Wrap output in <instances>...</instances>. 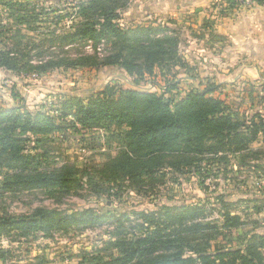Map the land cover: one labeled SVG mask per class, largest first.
<instances>
[{
  "label": "trees",
  "instance_id": "obj_1",
  "mask_svg": "<svg viewBox=\"0 0 264 264\" xmlns=\"http://www.w3.org/2000/svg\"><path fill=\"white\" fill-rule=\"evenodd\" d=\"M130 1H78L76 21L71 29L59 31L44 27L39 31L40 25H35L32 29L35 37H27V51H22L19 44L0 47V69L39 73L60 67L119 66L140 78L145 73L151 74L155 66L165 64L190 69L180 54L179 33L169 24L130 22L122 26L121 15ZM222 2L229 9H236L240 4L235 0ZM254 3L264 5V0H254ZM1 7L3 13L19 24H38L44 19L38 18L45 9H37L26 0H2ZM8 29L0 20V35ZM86 39L93 43L103 40L106 44L103 52L77 50V54L70 55L65 49L62 53L50 50L55 46L61 49L74 43L80 45ZM34 50L41 59L32 64ZM46 53L50 57L45 58ZM220 86L211 83L202 89H190L179 97L171 93L175 83L168 84L161 93L123 89L115 84H107L86 98L59 93L57 110L64 121L61 123L56 121L58 116L44 110H31L25 105L0 106V190L17 193L38 189L51 195L88 190L110 200L112 194L97 189L89 173L68 164L52 169L39 167L45 153L25 151L26 144H30L31 150H44L46 136L61 131L65 122L76 129L112 126L119 129L116 136L123 147L106 164L104 172L109 180L125 179L139 193L156 176L164 175L167 167L201 174L204 157L227 162L233 156L239 158L240 164L258 159L260 152L252 144L260 136L264 141V81L257 85L251 83L247 89L249 98L255 100L247 109L261 105L253 114L242 109L243 103L233 106L219 95H213ZM205 212L203 206L191 204L141 212L135 222L126 215L119 216L117 226L111 231L112 239L93 252L83 251L77 264H264V233L241 246L222 245L233 233L241 235L244 225L241 216L223 208L218 212L220 221H208L204 219ZM111 217L94 207L76 213L40 207L29 214L4 213L0 214V238L31 241L37 234L67 232ZM125 221L129 222L127 227ZM8 253L7 249L0 248V260L5 262Z\"/></svg>",
  "mask_w": 264,
  "mask_h": 264
},
{
  "label": "rangeland",
  "instance_id": "obj_2",
  "mask_svg": "<svg viewBox=\"0 0 264 264\" xmlns=\"http://www.w3.org/2000/svg\"><path fill=\"white\" fill-rule=\"evenodd\" d=\"M1 1L0 20L9 29L5 34L0 35L2 39L0 47L3 45L16 47L19 44L18 47L22 51H27L29 49L27 37H35L32 32L35 25L37 27L40 25L39 31L44 30V27L56 28L59 31L71 29L76 21V3L80 0H26L36 5L37 9L42 7L45 9V13L40 14L38 18L39 20L44 18L42 21L38 24L26 25L17 23L3 13ZM225 5L223 3L224 7ZM253 5L257 4L253 3L250 6ZM216 6H222V4ZM57 16H60V19ZM121 16L120 23L124 27L127 23L124 16ZM250 22L251 24L253 22L251 18ZM148 23L155 25L167 23L177 30L182 43H180V54L184 58V48H182L184 35L180 30L181 26L168 19ZM256 30L251 32V36L256 33V41H262L260 35H263L264 29L258 26ZM13 35L10 41L8 38ZM105 46L103 40L93 43L86 39L80 45L74 43L61 49L55 46L50 50L55 53L66 50L68 54L73 55L78 53L77 50L82 53H91L94 50L103 52ZM36 51L31 52L32 64L38 63L41 59L37 54L35 55ZM247 53L248 51L240 52L242 57L238 59L239 63L231 67V73H227L226 76L229 75V77L221 78L224 82H219L220 80L210 76H200L199 70L194 65L190 69L172 64L155 66L151 74L145 73L142 78L127 73L119 66L60 67L39 73L25 69L19 73L0 69V106L11 108L25 105L31 110H44L50 115L58 116L56 121L61 123L64 121L59 118V110H57L59 93L86 98L107 84H115L123 89H142L161 93L168 84L175 83L171 93L179 97L190 89H202L211 83H217L221 86L213 95H219L233 106L243 103L244 110L249 104L255 103V100L247 95L249 85L251 83L257 85L264 81V47H257L258 56L254 60L251 58V62L247 58L249 56ZM48 54L46 53L45 58L50 57ZM254 63L256 72L251 69L252 74H247L243 70L244 66ZM220 68L223 69V67ZM208 72L211 71L208 70ZM188 77L194 79L189 80ZM253 94L255 95V92ZM260 108L259 104L247 109V113L253 114ZM63 126L61 131H55L46 136L44 150H31L30 144H26L25 151L45 153V157L40 158L39 167L52 169L68 164L89 173L96 181L97 189L112 194L110 200L106 201L104 197L100 198L88 190L71 192L68 195L58 193L51 195L38 189L17 193H3L0 190V214H29L38 207L57 208L63 212L76 213L84 208L94 207L100 209L107 217L110 215L112 217L92 226L73 227L67 232H50L46 236L37 234V238L31 241L24 238H16L13 241L9 239L10 237L0 238V248H5L9 252L7 260L5 262L0 260V264H77L83 251L93 252L104 247L105 242L112 239L111 231H114L117 226L116 220L119 216L126 215L130 221L135 222L141 212H158L161 207L175 208L191 204L203 206L206 209L204 219L208 221H220L218 212L223 208L232 214H239L244 222L240 229L241 235L238 237V233H233L231 237L226 238L229 242L222 245L241 246L253 236L264 233V141L262 136L252 144V148L260 152L258 159H248L244 162L245 164H240L239 158L233 156H229L227 162L204 157L201 162L204 171L201 170V174L188 170L178 172L167 167L164 175L156 176L155 181L145 184L142 187V193H139L133 184L124 182L125 179L112 181L106 178L107 173L104 172L106 164L117 157L123 147L116 136L119 129L113 126L89 130L76 129L66 122ZM128 225L129 222L125 221L124 226Z\"/></svg>",
  "mask_w": 264,
  "mask_h": 264
},
{
  "label": "crops",
  "instance_id": "obj_3",
  "mask_svg": "<svg viewBox=\"0 0 264 264\" xmlns=\"http://www.w3.org/2000/svg\"><path fill=\"white\" fill-rule=\"evenodd\" d=\"M217 4L223 6L222 0H131L122 15L126 23L175 21L184 35L182 48L189 67L196 66L200 76L224 82L221 78L229 77L227 73L242 57L240 52L248 51L251 62L258 56L257 47H264V33L260 35L262 41H256V33L251 36L258 26L264 29V5L237 10ZM253 65L244 66L243 70L252 74L251 69L257 70Z\"/></svg>",
  "mask_w": 264,
  "mask_h": 264
},
{
  "label": "built area",
  "instance_id": "obj_4",
  "mask_svg": "<svg viewBox=\"0 0 264 264\" xmlns=\"http://www.w3.org/2000/svg\"><path fill=\"white\" fill-rule=\"evenodd\" d=\"M237 1L239 4V7H245V6H250L254 3V0H235Z\"/></svg>",
  "mask_w": 264,
  "mask_h": 264
}]
</instances>
